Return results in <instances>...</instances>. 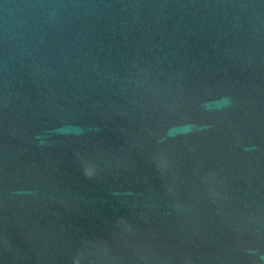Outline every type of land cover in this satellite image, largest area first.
I'll use <instances>...</instances> for the list:
<instances>
[{
    "label": "water",
    "instance_id": "1",
    "mask_svg": "<svg viewBox=\"0 0 264 264\" xmlns=\"http://www.w3.org/2000/svg\"><path fill=\"white\" fill-rule=\"evenodd\" d=\"M0 264H264V0H0Z\"/></svg>",
    "mask_w": 264,
    "mask_h": 264
}]
</instances>
